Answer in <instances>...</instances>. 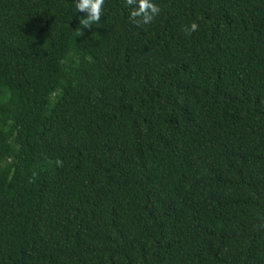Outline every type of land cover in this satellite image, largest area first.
I'll return each instance as SVG.
<instances>
[{
    "label": "trees",
    "instance_id": "1",
    "mask_svg": "<svg viewBox=\"0 0 264 264\" xmlns=\"http://www.w3.org/2000/svg\"><path fill=\"white\" fill-rule=\"evenodd\" d=\"M156 2L0 0V264H264V0Z\"/></svg>",
    "mask_w": 264,
    "mask_h": 264
},
{
    "label": "clouds",
    "instance_id": "2",
    "mask_svg": "<svg viewBox=\"0 0 264 264\" xmlns=\"http://www.w3.org/2000/svg\"><path fill=\"white\" fill-rule=\"evenodd\" d=\"M104 3L105 0H73L76 12L85 13V15L81 16L79 23L84 27L96 24L102 16V5ZM124 7L128 10L130 22L137 25L151 23L161 12V8L156 0H124ZM197 27L196 21H192L183 26V31L186 34H191L196 31Z\"/></svg>",
    "mask_w": 264,
    "mask_h": 264
}]
</instances>
